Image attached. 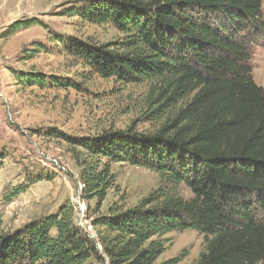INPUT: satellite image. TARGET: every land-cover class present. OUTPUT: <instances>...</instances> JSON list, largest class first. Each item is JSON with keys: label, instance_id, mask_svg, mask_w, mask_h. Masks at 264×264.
Masks as SVG:
<instances>
[{"label": "trees", "instance_id": "1", "mask_svg": "<svg viewBox=\"0 0 264 264\" xmlns=\"http://www.w3.org/2000/svg\"><path fill=\"white\" fill-rule=\"evenodd\" d=\"M262 10L263 0L86 3L84 19L111 23L125 37L71 52L105 78L159 82L161 105L153 113L172 114L155 134L110 130L76 142L90 158L75 155L82 198L102 203L113 188L110 165L101 167L105 158L184 183L194 194L185 200L157 193L132 208L111 209L96 223L108 233L102 246L109 264H156L166 248L155 238L186 230L204 235L197 264H264V222L255 211L264 208V88L253 77L247 46L264 27ZM37 23L18 21L11 31ZM94 258L102 260L101 252L76 226L69 204L57 216L0 234V264H91Z\"/></svg>", "mask_w": 264, "mask_h": 264}, {"label": "rangeland", "instance_id": "2", "mask_svg": "<svg viewBox=\"0 0 264 264\" xmlns=\"http://www.w3.org/2000/svg\"><path fill=\"white\" fill-rule=\"evenodd\" d=\"M88 1L0 0V234L57 216L69 204L76 226L101 252L102 260L90 263L109 264L102 246L108 233L96 223L111 209L132 208L157 193L185 200L194 194L184 183L173 184L146 168L105 158L101 167L110 165L113 188L102 203L82 198V168L75 155L90 158L76 142L110 130L155 134L172 114L153 113L161 105L159 82L105 78L71 52L74 46L113 45L125 37L111 23L84 19ZM262 15L264 25V0ZM32 20L38 23L11 31L14 23ZM252 40L247 46L253 77L264 88V27ZM30 76L44 82L31 85ZM255 211L264 222V208L257 205ZM155 239L166 248L156 264L181 256L178 264H197L206 248L204 235L194 230Z\"/></svg>", "mask_w": 264, "mask_h": 264}]
</instances>
